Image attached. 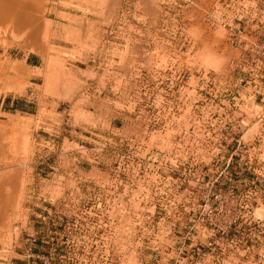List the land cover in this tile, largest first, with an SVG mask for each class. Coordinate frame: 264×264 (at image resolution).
I'll use <instances>...</instances> for the list:
<instances>
[{
	"label": "rangeland",
	"instance_id": "374dc122",
	"mask_svg": "<svg viewBox=\"0 0 264 264\" xmlns=\"http://www.w3.org/2000/svg\"><path fill=\"white\" fill-rule=\"evenodd\" d=\"M13 2L23 24L0 23V264H216L190 245L178 258L189 214L149 209L134 173L181 140L188 182L204 170L192 141L232 126L264 140V0ZM220 165L236 186V257L249 239L264 260V161Z\"/></svg>",
	"mask_w": 264,
	"mask_h": 264
},
{
	"label": "built area",
	"instance_id": "2783aa9c",
	"mask_svg": "<svg viewBox=\"0 0 264 264\" xmlns=\"http://www.w3.org/2000/svg\"><path fill=\"white\" fill-rule=\"evenodd\" d=\"M262 46L264 47V39ZM250 47L246 43L243 45L244 49ZM249 62H252V55L246 54L239 57L238 60H231L229 65L230 67L239 66L245 70ZM244 128L247 127L232 126L231 132L228 134L229 137L223 140L192 141L191 145L195 146L200 153L195 157L204 165V170L199 176L188 182L185 179L187 161L183 155L184 142L181 140L172 142V155L164 154L148 162L149 168H147L146 174L134 173V177L146 175L145 187L150 189V193L153 194L151 202L148 204L149 209L183 211L189 214L190 220L187 223L189 227L177 239L175 253L178 258L184 255L186 246L190 245L197 250L201 247L207 248L211 257L216 259V264H263L264 260L259 259L260 256L255 261L253 256L246 255V251L253 248L249 239H245V248H241L242 255L237 259L238 240L232 235L235 224V207L232 196L236 193V186L231 182V179L226 184H221L219 179H221L222 172H215L219 164L225 166L226 169L242 162L248 164L246 167L250 168L252 163L264 161L263 138L256 133L250 138H246L247 130L244 131ZM186 193L190 196L194 194V197L190 198L192 199L191 203L182 201L180 196H189ZM206 220L212 226L210 232L212 235L207 243L201 246V242L196 239L197 228L201 227L203 233L207 229L205 227ZM29 252H31V248L27 250L28 254H30ZM29 256L31 257V255Z\"/></svg>",
	"mask_w": 264,
	"mask_h": 264
},
{
	"label": "bare ground",
	"instance_id": "6f19581e",
	"mask_svg": "<svg viewBox=\"0 0 264 264\" xmlns=\"http://www.w3.org/2000/svg\"><path fill=\"white\" fill-rule=\"evenodd\" d=\"M11 0H1L0 1V23H4V22H10V27L11 28H17V27H21V25L23 24L22 21L20 20V7L23 6V4H19L17 3H9ZM41 1V0H40ZM16 2V1H15ZM26 2V1H25ZM35 2V1H34ZM33 3V2H32ZM38 3V2H37ZM26 4V3H25ZM30 7V6H29ZM33 7V6H32ZM36 7V6H35ZM22 8V7H21ZM24 8V7H23ZM26 8V7H25ZM38 9V8H37ZM36 9V11H37ZM28 10V9H27ZM35 10V9H33ZM25 12V10H24ZM35 13V11H33ZM26 13V12H25ZM30 12H28L27 14H29ZM30 15V14H29ZM29 15H27L28 17H30ZM26 16V17H27ZM33 17V16H32ZM31 17V18H32ZM29 19V18H28ZM27 20V18L25 19ZM24 20V21H25ZM34 21V20H33ZM36 21V20H35ZM32 27V26H31ZM23 28V27H22ZM18 29V28H17ZM19 30V29H18ZM14 32V31H13ZM37 32V31H36ZM41 32V31H40ZM17 33V32H16ZM12 161V160H11ZM4 165V164H3ZM6 168V167H5ZM1 169V168H0ZM8 174V173H7ZM3 180V179H2ZM1 180V181H2ZM14 180V179H13ZM4 182V181H3ZM5 183V182H4ZM12 183V182H11ZM18 183V182H17ZM21 184V183H20ZM24 186V185H23ZM12 187V186H11ZM22 187V184H21ZM13 192V191H12ZM1 194V193H0ZM8 198V197H7ZM8 200V199H7ZM4 201V200H3ZM6 201V200H5ZM2 206V205H1ZM13 207V206H12ZM5 208V207H4ZM4 210V209H3ZM6 212L3 211V213ZM2 214V213H1Z\"/></svg>",
	"mask_w": 264,
	"mask_h": 264
}]
</instances>
